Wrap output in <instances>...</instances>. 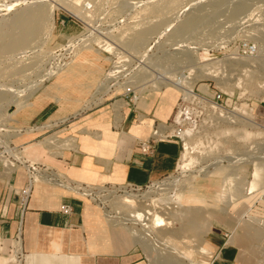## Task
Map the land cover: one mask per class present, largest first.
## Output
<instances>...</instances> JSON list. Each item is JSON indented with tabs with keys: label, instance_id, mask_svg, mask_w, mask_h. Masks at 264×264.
I'll return each mask as SVG.
<instances>
[{
	"label": "rangeland",
	"instance_id": "1",
	"mask_svg": "<svg viewBox=\"0 0 264 264\" xmlns=\"http://www.w3.org/2000/svg\"><path fill=\"white\" fill-rule=\"evenodd\" d=\"M123 98L165 106L166 135L180 140L176 171L127 193L165 223H130L115 206L123 189L89 199L56 185L105 217L89 234L149 264H210L217 233L244 246L235 264H264V0H0L6 164L22 161L20 134L58 132Z\"/></svg>",
	"mask_w": 264,
	"mask_h": 264
},
{
	"label": "crops",
	"instance_id": "2",
	"mask_svg": "<svg viewBox=\"0 0 264 264\" xmlns=\"http://www.w3.org/2000/svg\"><path fill=\"white\" fill-rule=\"evenodd\" d=\"M170 113L163 105L126 98L78 115L58 132L38 130L17 136L18 165L0 159V264H149L138 250L112 248L106 235L89 234L91 224L106 226L105 217L91 211L84 199L67 196L55 185L36 182L29 193L23 165L52 169L68 184L91 190L105 187L143 188L163 181L177 169L181 143L177 138L155 141L149 155L138 149L156 130L163 133ZM38 181V180H37ZM61 188V187H60ZM67 210V212H64ZM210 264H235L244 246L236 237L208 235Z\"/></svg>",
	"mask_w": 264,
	"mask_h": 264
},
{
	"label": "built area",
	"instance_id": "3",
	"mask_svg": "<svg viewBox=\"0 0 264 264\" xmlns=\"http://www.w3.org/2000/svg\"><path fill=\"white\" fill-rule=\"evenodd\" d=\"M170 137L171 136L166 135V131H164L163 133L160 132L157 133L156 130L155 132H153V136L151 139L145 142H141L139 144L138 149L142 155H149L153 150V145L155 141L168 139ZM27 164L23 165L27 178V182H26L27 191L24 193L25 196L26 194L29 193L31 186L36 182L46 183L55 186L57 185L58 187H61L68 191H72L73 193L88 197L89 199H90V195L93 194L92 190L88 187L66 183L65 181L62 180V178L59 175H57L52 169L48 167H45L40 164H32V163L28 165ZM150 185H147L143 188L128 186L123 188V191L125 193H134V192L137 193L142 191L143 189L148 188V186ZM64 212H67V210H65ZM13 259L15 264H21L22 255L20 253H15L13 255Z\"/></svg>",
	"mask_w": 264,
	"mask_h": 264
},
{
	"label": "bare ground",
	"instance_id": "4",
	"mask_svg": "<svg viewBox=\"0 0 264 264\" xmlns=\"http://www.w3.org/2000/svg\"><path fill=\"white\" fill-rule=\"evenodd\" d=\"M38 14H40V12ZM30 16H32V15H30ZM182 93H183L184 99H186L187 96L190 95V91L183 90ZM182 116H183V114L177 113L175 116V120L179 121L180 117H182ZM158 132L159 131H157V133ZM186 135H187V133L179 134V136H181L183 138L186 137ZM257 174H258V172L256 171L254 174V177L258 176ZM252 188L253 187H251L249 189V191H251ZM115 206L117 209L119 208V209H121L127 213V219L130 221V223H132V224L139 223L140 226L143 228V231L145 229L151 230V229H154L155 227L159 228L160 224H162V222L164 221V220L162 221V218L160 217V213H159L160 211L157 212L158 208L157 209H154V208L151 209L150 208L151 206H154V205H149V208L142 206V205H139L138 202L135 201L134 196H132L131 194H127L125 192H124L123 198L115 201ZM153 210H156V211H153ZM158 210H160V209H158ZM164 214H166V212ZM168 214H169V212H168ZM163 223H165V222H163ZM164 234H169V233L167 232Z\"/></svg>",
	"mask_w": 264,
	"mask_h": 264
}]
</instances>
